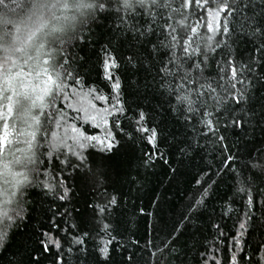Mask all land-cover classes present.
<instances>
[{
	"label": "snow or ice",
	"instance_id": "6c2138e0",
	"mask_svg": "<svg viewBox=\"0 0 264 264\" xmlns=\"http://www.w3.org/2000/svg\"><path fill=\"white\" fill-rule=\"evenodd\" d=\"M113 14L114 31L123 34L121 43L129 52L124 72L137 77L134 110L125 98L121 64L110 51V41L102 48L107 94L71 67L74 62L83 66L87 56L77 60V54L68 51L69 42L95 43L91 30L84 33L82 26L90 21L100 26L101 18ZM70 24L75 31L66 40ZM241 42L252 46L246 58L239 52ZM261 89L264 0H0V253L9 252L19 232L26 264H70L72 260L87 264L94 255L106 264L111 246L118 243L108 221L119 200L116 195L105 196L104 203L96 204L85 198L81 207L72 210L56 203L69 199L64 168H79L89 158L95 166L99 155L101 164L118 171L121 156L138 140L147 147L143 167L159 159L173 174L179 173L185 159L202 151L211 148L219 153L215 172L213 161L207 162L209 171L200 170L196 192L181 213L179 226L174 224L166 232L163 248L152 245L153 257L171 249L179 259L178 248H183L185 258L180 264H185L187 244L181 245L180 237L189 226L200 231L195 217L216 184L212 176L227 174L235 180L234 195L241 196L248 210L236 217L230 238L226 225L211 224L218 243L200 251L197 264H264V240L253 249L259 252L257 259L241 255L254 215L253 185L264 184V149L253 155L249 148L254 133H264V95L257 96ZM157 97L160 101L152 105ZM148 105H152L151 124L145 111ZM69 111L78 115L70 117ZM155 115L161 117L158 122ZM125 119L131 131L125 130ZM77 120L99 131L89 134ZM167 120L185 132H172ZM236 129L245 135L237 138L233 152L228 133ZM162 142L179 152L176 167L161 151ZM70 156L80 163H71ZM243 156L247 160L241 168L237 161ZM245 172L250 175L246 177ZM34 187L40 191L29 199ZM259 194L264 196V188ZM151 203L155 211L145 213L141 207L140 214L151 217L149 226L154 230L160 225L167 228L163 198L157 196ZM260 203L264 205V199ZM232 211L228 204L221 219ZM94 232L100 239L93 253L87 244ZM133 244L138 246V241ZM222 246L228 248L226 259L218 255ZM18 252L12 253L13 259L0 255V260L25 264L15 258ZM132 259L127 257L128 264Z\"/></svg>",
	"mask_w": 264,
	"mask_h": 264
},
{
	"label": "trees",
	"instance_id": "16d2710c",
	"mask_svg": "<svg viewBox=\"0 0 264 264\" xmlns=\"http://www.w3.org/2000/svg\"><path fill=\"white\" fill-rule=\"evenodd\" d=\"M115 23V15L113 14L109 19L105 20L101 18L100 26H97V23L91 21L82 26L81 31L84 33H87L89 29L91 30V39L95 43L78 46V40L70 41L69 53H76L77 60L79 56H87V63H84L83 66H80L78 62H74L71 67L82 76H85L87 83L95 84L107 94L110 92V89L106 81L103 80L102 61L104 52L102 48L105 44H109L110 41V51L118 58L121 64L120 74L122 79L125 80V98L134 110L136 103L134 82L137 77L132 75L131 72H124V58L129 52L127 45L121 43L123 34L114 31ZM110 29L113 31H109ZM233 48H236V45H233ZM251 48L252 46L250 44L243 42L239 44V52L245 58L250 54ZM261 95H264V89H261L257 93V96ZM159 101V97L153 99L152 105H155ZM152 105H148L145 108V111L150 115V124L153 122L151 119L153 116L151 113ZM259 106L260 103L257 100L255 110L258 111ZM132 114V111H129L128 115L131 116ZM154 118L158 122L161 117L160 115H155ZM166 122L168 123L169 129L177 133V135L185 132L184 129L178 128L173 121L167 120ZM124 124L125 130L130 131L127 127L128 121L126 119L124 120ZM247 133L248 135H252L250 130H247ZM228 135L229 143L232 145V151L235 152V141L238 137L245 135V133H241L239 129H236L230 131ZM249 148L253 152V155L261 149H264V133L257 130L254 133L252 142L249 144ZM160 149L164 153L165 158L172 162V167H176V161L181 159L179 152L163 142L160 145ZM89 151H95V149H90ZM145 151H147V147L138 140L132 142L130 150L121 156L123 162L119 166L118 171L109 168L105 164H101L99 155L96 157L95 166H93V160L89 158L79 168H64V174L68 177L67 186L70 188L69 199L67 202L56 201V203L63 204L64 207L72 210L73 206L77 208L81 207L85 198L89 203L96 204L101 200L102 195L107 197L116 195L119 200V207L112 213L108 221L115 230L114 234L117 236L118 243H114L111 246V259L106 264H128L127 257L129 255L133 257L131 264H180V260L185 258V249L178 248V251H180L179 259L174 258L175 253L171 249L163 252V254L157 253L156 257H153L151 253L155 252L156 248H153L152 245L163 248L161 241H167L168 237L166 236V232L174 224L179 226L178 221L181 219V213L186 211V205L192 198L193 193L196 192L197 185L195 182L200 178V170L203 168L204 171H209L207 162L213 161L212 172H215L216 163L219 162V153H213L211 148H209L193 156L190 160L185 159L184 165L179 169V173L173 174L168 166L164 165L159 159L154 162L153 166L149 168L143 167L141 158ZM84 155L87 156L88 153L85 152ZM69 160L73 164L80 163L74 158ZM245 160H247V156L239 158L237 164L242 168ZM93 172L96 173L95 178L100 179L101 185L98 188H94L93 184L90 190L87 187V180L89 177H92ZM104 173L107 175L105 176ZM248 175L250 174L245 172V176L247 177ZM212 179L216 181V184L206 204L198 210L195 217L200 231H196V229L189 226L184 235L180 237V244H187V260L185 264H197L199 252L205 248H211L214 243H218V233L211 227L212 223L219 222L226 225L224 231L228 233L230 238L235 231L234 222L236 221V217H243L244 212L248 210L245 208L241 196L234 195L236 183L233 176L227 174H221L220 176L213 175ZM95 185L97 186L98 183ZM260 188H264V184L256 181L253 185L256 203L254 208L251 209L254 215L252 220L249 221V231L243 238L245 241V251L241 254L242 256H252L253 260L257 259L259 255V252L254 253L253 249L264 240V205L260 203L264 199V196L259 194ZM39 191L40 189L36 187L30 189L32 195L29 196V199ZM157 196L162 197L165 202L164 221L167 224V228L160 225L154 230L149 226L151 217L142 216L139 209L143 207L145 213L155 211L151 201ZM228 204H230L233 211L229 217L221 219V213ZM73 214L75 215V213ZM71 223L72 221L70 220L69 224ZM99 239L100 237L94 232L92 239H89L87 244L89 252L94 253L96 251L94 243L98 242ZM22 241L23 236L18 232L12 241L9 252L7 254L0 253V255H4L6 259H13L12 253L17 252L18 248H22ZM133 241H138V246H134ZM227 243L228 241L226 240L225 245ZM121 245L127 250L125 251ZM19 255L26 264L27 256L24 254L23 248ZM218 255L226 259L228 257V248L222 246L221 252ZM194 257L195 259H193ZM0 264H5V260H0ZM70 264H79V262L72 260ZM87 264H105V262L94 255L88 258Z\"/></svg>",
	"mask_w": 264,
	"mask_h": 264
},
{
	"label": "rangeland",
	"instance_id": "374dc122",
	"mask_svg": "<svg viewBox=\"0 0 264 264\" xmlns=\"http://www.w3.org/2000/svg\"><path fill=\"white\" fill-rule=\"evenodd\" d=\"M97 106L98 107H102L103 105H101L100 104V102H97ZM66 111H68L67 109H65ZM78 114L77 113H75V112H72V111H69V116L70 117H75V116H77ZM76 123H77V125L78 126H80V127H82V129L83 130H86V131H88V133L89 134H96V132L97 131H99V130H93V128H92V126H91V123H88V124H84L82 121H79V120H77V121H75ZM53 128H55V125L53 124ZM130 131H131V129H129ZM62 131V130H61ZM61 158H63V157H61ZM76 159L74 156H70L69 157V159ZM77 160V159H76ZM88 185H87V187H88V189H90L91 190V187L93 186V184H94V188H98L99 187V185H101V181H100V179H97V178H93V177H89L88 178ZM93 181H95V182H93ZM98 183V185L96 186L95 184H97ZM90 187V188H89ZM104 197H105V195H102V197H101V200L99 201V202H97V204H102V203H104L105 201H104ZM22 249V248H21ZM21 249L20 248H18L17 250H19V252H18V256L16 257L17 259H19V258H21V256L19 255V253L21 254Z\"/></svg>",
	"mask_w": 264,
	"mask_h": 264
},
{
	"label": "clouds",
	"instance_id": "9594fccd",
	"mask_svg": "<svg viewBox=\"0 0 264 264\" xmlns=\"http://www.w3.org/2000/svg\"><path fill=\"white\" fill-rule=\"evenodd\" d=\"M79 27V20L76 22V28ZM75 29L71 26V24L68 26L67 30H66V33H65V36L64 38L67 40L69 39L70 37H72L73 33H74Z\"/></svg>",
	"mask_w": 264,
	"mask_h": 264
}]
</instances>
